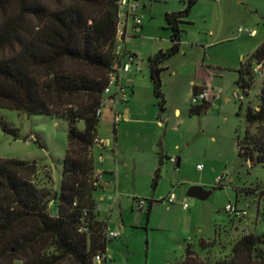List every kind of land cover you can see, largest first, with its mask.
<instances>
[{"label":"rangeland","instance_id":"rangeland-1","mask_svg":"<svg viewBox=\"0 0 264 264\" xmlns=\"http://www.w3.org/2000/svg\"><path fill=\"white\" fill-rule=\"evenodd\" d=\"M31 1L49 7L54 4L53 0H27ZM185 1L139 0L145 6L141 13L144 27L125 42L140 67L142 61V70L129 76L133 82L127 85L134 95L118 105L119 114L129 109L128 118L114 122L108 101L101 108L97 133L105 147L93 149L95 169L112 172H104V189L95 197L106 230L117 234L106 241L110 264H175L187 245L206 257L208 264H216L230 255L242 236L264 237V163L251 165L238 155L237 146V136L241 138L246 128L245 110L257 104L262 78L253 79L241 103L233 98L234 92L243 91L237 85L236 69L264 43V0L197 1L187 23L180 25L181 51L160 66L164 68L160 81L165 100L160 113L148 58L159 48H169L171 32L164 16L182 11ZM17 14V0H0V23ZM23 20L27 25L36 24L29 16ZM250 32L254 34L250 36ZM15 46L0 49V59L13 54ZM176 68L185 77L174 75ZM190 81L212 83L221 91L220 99L209 109L192 113ZM76 127L82 130L83 123ZM68 128L63 119L0 109V159L35 163L36 186L59 193ZM159 141L164 157L156 177ZM167 157H179V166ZM193 186L212 193L204 201L189 198L186 194ZM170 194L177 197L174 204L163 201ZM104 195H112L115 201L101 202ZM138 200L145 202L143 210L138 209ZM184 203L188 209H183ZM229 204L246 211V216H229L224 210ZM201 240L209 245L200 247ZM259 250L264 252V247L251 254L250 264H264Z\"/></svg>","mask_w":264,"mask_h":264},{"label":"trees","instance_id":"trees-1","mask_svg":"<svg viewBox=\"0 0 264 264\" xmlns=\"http://www.w3.org/2000/svg\"><path fill=\"white\" fill-rule=\"evenodd\" d=\"M53 1L49 7L17 0V16L0 23V49L16 45L13 54L0 59V109L27 116L47 115L63 119L69 126L59 193L36 186L35 163L0 159V264H93L95 255L106 253L107 224L95 210L99 188L93 187L91 177L100 117L97 110L113 62L118 7L115 0ZM197 1L186 0L182 11L165 14L171 46L148 61L160 112L165 103L160 66L179 53V25ZM25 16L36 24L24 23ZM253 65L264 68V43L237 70L243 100L257 77ZM207 105L193 106L190 111H203ZM244 118V134L237 136L238 155L251 165L264 163V78L257 104L246 108ZM79 122L83 123L82 130L76 127ZM2 128L6 131L5 126ZM163 157L160 151L156 177ZM51 200L55 209L49 207ZM83 208L88 209L91 221L88 234L78 233ZM54 210L58 211L56 217ZM199 245L206 248L209 244L201 240ZM261 246L264 237L242 236L230 255L215 263L250 264L251 254ZM208 263L206 257L201 258L187 245L182 259L175 264Z\"/></svg>","mask_w":264,"mask_h":264},{"label":"built area","instance_id":"built-area-1","mask_svg":"<svg viewBox=\"0 0 264 264\" xmlns=\"http://www.w3.org/2000/svg\"><path fill=\"white\" fill-rule=\"evenodd\" d=\"M118 7L117 14V23H116V36H115V45L113 50V62L111 66V70L107 75V86L104 89V99L102 100L100 107L97 110V115L101 116V108L104 107L105 102H111L113 107L119 103L127 102L129 97L128 87L122 83V77L129 74L132 71V67L137 63V57L125 51V39L129 35V31L139 27L142 23V18L138 15V4L136 0H115ZM241 32L242 30L239 29ZM250 36L254 34V32L248 33ZM254 73L256 76L260 78H264V68L262 65H257L254 67ZM221 97V91L216 90L211 86V84H206L203 87L196 90L191 97V105L201 106L204 104H211L215 101L219 100ZM233 98L236 100H243L242 94H238L234 92ZM120 120V116L118 114L114 115V122H118ZM35 140V139H34ZM102 140L96 135L94 140L95 147H100L104 149L105 143L101 142ZM107 144V143H106ZM99 164L103 162L102 157L98 158ZM169 161L172 164L176 163L175 158H169ZM200 168V167H197ZM92 185L95 188H99V191H103V182H104V172L102 170L95 169L92 174ZM221 178L218 179L220 181ZM175 195L170 194L165 200L168 204H173L175 202ZM101 202H109L113 203L115 201V197L112 195H104L100 199ZM75 206V204H74ZM49 207L55 209V203L53 200L49 202ZM137 207L139 210H143L145 208V202L138 200ZM183 209H188V205L186 203L183 204ZM95 210L97 212L101 211V204L99 201L95 206ZM225 212L234 218L242 219L246 216V211L238 209L236 206L231 204L225 207ZM53 215L56 217L58 215V211L54 210ZM52 215V216H53ZM81 223L78 227L79 234H88L90 232L91 221L89 218L88 209H81ZM106 239L110 240L117 237V234L114 232H108L107 230L104 233ZM111 258L106 253H99L94 256L93 264H103L110 263Z\"/></svg>","mask_w":264,"mask_h":264},{"label":"crops","instance_id":"crops-1","mask_svg":"<svg viewBox=\"0 0 264 264\" xmlns=\"http://www.w3.org/2000/svg\"><path fill=\"white\" fill-rule=\"evenodd\" d=\"M136 2H137V4H138V15L142 18V23H141V25L139 26V27H136L135 29H132V30H130L129 31V35L128 36H136V34H139V33H141V31L143 30V27H144V25H143V17H142V15H141V13H142V11L145 9V6L143 5L142 7L139 5V0H136ZM177 12H179V11H177ZM171 13H174V12H171ZM166 14H169V13H166ZM186 19V18H185ZM185 19H183L182 20V22L183 23H187V21L185 22ZM181 25V24H180ZM180 25H179V28H180ZM209 34H213V32L210 30L209 31ZM170 37H171V34H170V36H169V42H170ZM182 41V40H181ZM170 46H171V43H170ZM170 46H169V48H170ZM168 48V49H169ZM167 49H163V48H159L158 49V51L157 52H159V51H166ZM125 51L127 52V53H130V54H132V55H135L134 53H132L128 48H127V45H126V42H125ZM181 51V42H180V49H179V52ZM156 54V53H155ZM154 54V55H155ZM154 55H151L149 58H148V61H149V59L151 58V57H153ZM136 56V55H135ZM137 57V56H136ZM140 61L137 59V63L136 64H134L133 65V69H132V71L129 73V74H127V75H125V76H123L122 77V83L125 85V86H127L128 87V89H129V91H130V93H129V97L130 96H133L134 95V90H133V88L131 89V87H129L127 84H129V83H132L133 81H132V78L131 77H129V76H131V75H133V73L134 72H141V70H142V61H141V67H140ZM242 65H244V64H241L240 66H239V68L242 66ZM205 66L206 67H208L209 65H207V64H205ZM148 67H149V63H148ZM162 69H164L163 67H161ZM211 68V67H210ZM238 68V69H239ZM238 69H236V71L238 70ZM183 70L182 69H180V68H176V69H174L173 70V74L174 75H177V74H179V76H183V77H185L183 74ZM124 80V81H123ZM210 82H207L206 84H209ZM211 84V86H212V83H210ZM205 85V84H204ZM204 85H198V84H196L195 83V81H190V92H194L193 90L196 88V90H198L199 88H201V87H203ZM213 87V86H212ZM214 88V87H213ZM129 99V98H128ZM229 99H226V101H228ZM109 103H111V102H109ZM112 104V103H111ZM120 104V103H119ZM118 104V105H119ZM132 104H133V102H132ZM212 104L213 103H211V104H208L207 105V109H209L211 106H212ZM118 105L116 106V108L115 107H113V104H112V106H111V109L113 110V113H114V115L115 114H118L119 116H120V120H122V119H127L128 118V114H129V109H124V115H122L121 113L119 114V112H118ZM206 109V110H207ZM160 112V111H159ZM163 112H164V110H163ZM160 113H162V112H160ZM175 115H177L178 114V110H175ZM113 118H114V116H113ZM119 120V121H120ZM157 121L159 122V123H162V121L160 120L159 121V118L157 119ZM99 136V135H98ZM99 138H100V136H99ZM162 139V138H161ZM160 143H161V146H160V148H161V152H162V154L164 155V151H163V147H162V141H159ZM114 154H116V151L114 150ZM167 154V153H166ZM166 156H168V155H166ZM169 158H175L176 159V163L174 164L176 167H178L179 166V163H180V160H179V157H169ZM197 167H199V166H197ZM106 170V171H105ZM104 170V172H109V174H111V169H105ZM105 177V176H104ZM98 193V192H97ZM102 197V196H101ZM168 197V196H167ZM166 197V198H167ZM176 197V196H175ZM166 198H164V199H166ZM101 199V198H100ZM176 199H177V197H176ZM176 199H175V201H176ZM165 202V201H164ZM175 203V202H174ZM173 203V204H174Z\"/></svg>","mask_w":264,"mask_h":264},{"label":"water","instance_id":"water-1","mask_svg":"<svg viewBox=\"0 0 264 264\" xmlns=\"http://www.w3.org/2000/svg\"><path fill=\"white\" fill-rule=\"evenodd\" d=\"M205 110L206 108L203 109V111ZM211 193V191H206L202 187L193 186L188 189L186 196L189 198L204 201L211 195Z\"/></svg>","mask_w":264,"mask_h":264}]
</instances>
